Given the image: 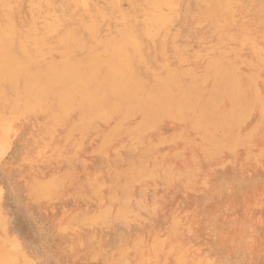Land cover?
<instances>
[{
	"label": "rangeland",
	"instance_id": "rangeland-1",
	"mask_svg": "<svg viewBox=\"0 0 264 264\" xmlns=\"http://www.w3.org/2000/svg\"><path fill=\"white\" fill-rule=\"evenodd\" d=\"M18 1H20L19 4ZM28 1L17 0L16 5L19 10L15 13L21 18L23 14H26V8L29 7ZM64 2L72 5L75 16L83 14L86 19L94 17L98 20L102 19L101 14L109 15L112 18L109 16L106 18V15L104 19L109 20L107 24L110 27L115 25L111 29H117L123 25V18L119 12L123 14L134 6V0H82L81 2L80 0H64ZM167 2L175 6V9L171 8ZM82 4L86 6L83 9ZM165 7L168 8L167 10L171 8L170 14L171 11H173L172 14L177 13L169 19L174 25L172 29L182 34L179 37L167 36L163 39L162 37L152 39L148 41L150 44L156 41V45L152 44V47L144 43L141 55L145 60L139 58L141 55L138 57L136 53H132L134 51L125 52L127 57L124 59L131 60V65L141 73L140 79L147 81L148 84L156 81L157 78L155 80L150 71L161 75L162 67L164 69L176 68L181 72H183L181 69L187 67L190 70L189 67H191L193 72L190 70V73L200 74L204 71L202 67L204 69V66L214 56L221 57L222 55L223 58L226 57L225 64L228 65L231 60L227 69L231 72H239L238 76L237 74L235 76L241 77L240 85L243 88H249L248 76L244 73L256 71L257 78L254 77V83L257 85L253 84L252 93L255 90L256 94L259 92L258 96H252V93L246 95L249 97L251 95L252 101H255L254 96L258 99L263 98L260 101L263 108H260V103L256 99V105L253 103L255 106L251 108L253 111L250 110V113L247 111L246 114L241 113L246 116L243 121L244 117L241 118L242 123L239 121L240 124L238 123L236 127L232 126L234 128L231 127L230 130L226 126L225 130H229L227 132L222 129L218 132L208 130L211 134H204L206 130L203 132L201 126L198 128L202 132L193 127L194 123L191 120L195 116L193 118L191 113H186L190 108L186 110V107H183L185 110H180L182 114H178L181 116L178 122L170 121L167 116L161 122H157L158 119L154 114L151 115V118L152 116L156 118L157 123L154 122V118L148 120V123H154L153 130L155 131L145 133V142L149 145L145 144L143 148L145 150L141 151L147 154L148 149H153V145L157 144L158 147H155L153 152L151 150L152 153L147 157H143L145 154L141 152L142 159L147 160H143V164H146L143 167L147 170L152 168L155 175L160 174L157 175L158 179L161 178L159 181L156 177L155 179L149 178L148 181L143 179L144 181L137 182L131 187L133 190L130 188V203L133 206L134 216L133 218L129 216L121 222L112 218L118 211L119 203L102 200L108 195V190L101 189L99 192H102L101 199L84 186L88 175L93 177L95 186L100 188L109 182L108 175L111 176V180L114 178L118 183L124 184L125 177L128 175L125 174L130 165L127 163L121 166L115 165L116 157L119 155L127 159L132 158V161L136 159V153L133 152L136 151L135 148L133 151H131L132 147L131 149L129 147L130 151L123 149L129 145V142L125 136L118 137L116 129L114 130L115 117H112L114 120L110 118L106 124L98 122L95 124L96 127L90 125L89 129L84 128L86 134L84 132L81 134L86 139H80V133L70 132L68 124L54 132L42 135L43 128L41 129V126L36 124L42 122V117L39 119L35 116L36 122L32 115H25L24 118L27 117L25 119H16V122L13 121L11 126L9 125L12 133L5 132L6 143L1 142L5 145L0 144L2 152H0V239L4 241L2 251L7 258H13L15 264L24 262L30 264H138L140 255L137 260L136 250L145 257H149L157 242L166 238L182 249L187 257L186 264H264V116L261 117L264 112V61L259 64L257 61L259 54L255 55L259 52L264 55V0H167ZM167 10L166 12H169ZM221 16L224 18L222 19ZM111 20L117 23L113 22V24ZM217 21L218 24L224 23L226 34L233 37L218 39L217 34L214 36L213 31L219 26ZM20 26H25V18L22 19ZM75 28L78 29L76 25ZM249 29L256 35L251 36L255 45L250 47L248 43L234 42L236 38H246L243 32ZM242 30L243 32L240 33ZM166 33L167 31L164 35ZM223 34L220 32V36ZM53 41L52 46L59 50L58 40L54 38ZM57 44L59 47L56 46ZM185 45L190 48L188 52L186 51V55H183L182 59L185 58V61L180 62L182 60L179 61L178 55L185 52L183 50ZM16 47L17 44L14 45L13 53H15L14 50L17 51ZM257 48L259 52L253 50ZM211 49L212 51L208 53ZM18 51L15 55L21 56V51L20 53ZM81 51H74L76 53L72 56L78 65L80 62L84 64V58L86 57L87 61L89 57ZM189 52L200 54L190 56ZM205 53L211 58L206 59ZM91 54L93 51L90 52L91 58L88 61L91 63L93 60L92 64L97 72L99 71L97 70L99 69L97 68L98 63L100 68V65H108L100 70L112 69L118 64H115L117 57L116 59L107 57V60L102 58L106 63L101 61L103 63L101 64L100 60L95 59ZM188 55L193 58H189ZM251 55L252 58L247 63L246 60ZM254 58L257 60L255 61ZM186 61L189 63L187 64ZM254 61L258 67L254 66ZM252 62L253 66H248ZM83 64H80L82 68H84ZM78 65L74 66L81 69ZM100 75L99 73L97 82H103L107 77L103 78V75L102 77ZM185 77L183 79H186ZM198 77L197 75L193 79ZM92 80L96 82V78ZM206 80L204 83V79V84L201 86L204 89H208L214 81L212 77ZM175 85H173L175 88L173 93L177 91L180 94L183 91L179 87L181 84ZM188 92L193 95L192 92ZM221 104L220 109L227 107L225 101ZM132 105L129 104V108ZM141 115H143L142 112ZM141 115L140 113L133 115L134 117L127 120L123 127L131 129L138 126L142 120L147 119L146 114ZM161 116L162 114L158 115V118ZM31 117H33L32 120ZM74 118L77 120V117H72L73 120ZM260 119L262 120L259 122ZM257 123L261 126L257 127ZM251 130V136H249L252 137V141L247 142L249 138L243 140ZM43 136L45 137L42 138ZM38 138L40 142L45 140L44 145L43 141L41 143L36 141ZM76 142L77 145H75ZM151 144L153 145L150 146ZM238 144L244 145L239 146ZM41 145L46 148H42ZM37 146L39 148H36ZM147 146L149 148L146 150ZM40 147L44 150H39ZM218 151L219 153H216ZM154 165H156V170L153 168ZM165 165L166 170L162 168ZM168 170L173 173L168 176L170 182L165 180L167 177L165 178L164 173L162 175L163 171L166 174ZM178 175L182 178L188 175L189 178L185 176L186 178L182 180L174 181L173 178ZM55 181L59 182L58 188L53 187ZM45 184L51 186L49 194L42 192ZM133 199L135 203H139L134 204ZM101 209L107 210L108 220L93 222L90 225L84 224L85 216L99 215L103 213ZM166 256V253L165 256L157 255L156 258L152 257V260H147L142 264H173L171 257Z\"/></svg>",
	"mask_w": 264,
	"mask_h": 264
},
{
	"label": "bare ground",
	"instance_id": "bare-ground-1",
	"mask_svg": "<svg viewBox=\"0 0 264 264\" xmlns=\"http://www.w3.org/2000/svg\"><path fill=\"white\" fill-rule=\"evenodd\" d=\"M81 1L82 0H80V2ZM166 1L167 0H134V6L132 7V9H130L129 11L123 14L121 11H120L121 13L119 12V14L123 18V23H122L123 25L121 27H118L117 29H111L113 25L110 27V25L107 24L109 20L106 19L108 18L109 15L106 14L107 16L105 15L106 18L104 19L105 17L104 14H101L102 19L100 18L98 20H95L94 17L93 19H86L84 18L85 16H83V14H77V16H75L73 13L75 11H72V5L70 3L64 2V0H29L28 1L29 7L27 9L26 7L28 5H26L25 7L26 14H23V18H21L19 15L16 14L18 13L19 10L18 5H16L17 0H0V144L3 145L4 143L1 142H5L6 140L5 137L7 135L4 137L6 131L7 133H12V131L10 132L12 128L9 130L10 128L9 125L11 126V123H13V121H15L18 118H23V119L27 118V117L24 118L25 115L34 116V118L31 117V120L33 118L35 122L37 120L35 116L38 118L42 117L41 119L42 122L36 123L39 126H41V129L43 128L41 130L43 131L42 135L44 134L46 135L47 133L54 132L58 130L61 126L68 124L69 125L68 130L70 132L75 131L76 133H80L81 136L80 139H86L83 136V134H81L83 132L84 134H86L85 129L87 128L89 129L91 126L96 127L97 125L95 124H97L98 122H100L101 124H106L107 121H110V118L114 120V118L112 117H115L116 127H114V130L116 129L115 131L117 132L118 137L125 136L129 142V145L123 147V149L129 150V147L130 149L132 147L131 151L136 149V151L133 152L136 153L135 156L137 160L134 159L135 161H132L133 160L132 158L127 159L125 157H120L119 155L116 157L115 165L121 166L124 163L130 165V168L126 171L125 174L128 175L127 177H125L126 181L124 182V184L118 183L116 180H114V178L113 180H111V176L108 175L107 177L109 178V182H107L106 184L101 186L102 188H100L95 186L93 177L91 175H88L84 183V186L90 189L95 195L100 196L101 199H102L101 197L102 192L99 193L101 189L103 190L104 188L108 190V195H106L105 198L103 197L102 200L103 201L107 200L109 203H114V202L119 203L118 211L112 218L120 222L124 221L129 216H132V218L134 216L132 214L133 206L130 203L131 201L130 188L133 185H136L137 182L139 183L140 181H144L143 179L148 181L149 178L155 179L156 177L157 178L156 180L159 181L161 178L159 177L158 179L157 177L158 173L157 175H155L154 174L155 171H152V168L147 170L146 168L143 167L146 164H143L144 162L143 160L145 159L144 158L142 159L141 152L145 154L146 152H143L145 150L143 148L146 146L145 144L149 145L148 142L147 143L145 142L146 139L144 138V136L145 133H149L150 131L153 133V131H155L153 130L154 123L149 124L148 120L154 118V122H156L155 119L157 118L158 119L157 122H161V120L163 118L165 119L167 116V119L170 118V121L178 122L180 121L179 117L181 118V116H178V114L180 115L182 114V112L180 113V110L184 111L185 109L188 110L187 108H190L188 111H186V113L187 112L191 113L193 115L192 116L193 118L195 116L194 119L190 117L191 119H193L191 120V122L194 123L192 124L193 127L196 130H199L200 128L199 126H201L202 131L206 130L205 132L203 131L204 134L205 133L211 134L208 132V130L210 131L212 129L211 131L218 132L220 131V129L224 131L226 126H228L227 128H229V130L232 126L236 127L238 123L240 124L241 118L245 116V115L243 116L242 114L244 112H245L244 114H246L247 111H249L248 113H250V110L253 111L252 109L256 105V103L257 102L260 103V101H262L263 99V98H259L260 99L259 100L258 98H256V96H254L255 101H252L250 98L251 95L250 97L249 95H246L247 93L249 94L252 93V87H254L253 84H255L254 77L257 78L256 71H248L244 73L246 76H248L247 80H248L249 88H243L240 85L241 77H237L239 72L236 71L237 73H235L234 71L231 72L230 70H228L227 68L231 64V60L229 61L228 65L225 64L224 61L226 57L223 58L224 56L222 55L221 57L219 55L216 57L214 56L215 58L213 57L211 61L207 63V65L205 66L203 64V66L205 67L204 69L202 67V70H204L203 75H202L203 72H201L200 74L190 73L189 72L190 70L191 72H193L191 67H189L190 70L187 67H186L187 69L185 68L186 70L184 68L181 69L183 72L187 71L184 73L177 70L176 68L164 69V67H162L163 69H160L161 75H158V72L150 71V74L154 76L155 80L157 78L156 81L148 84L147 81H143L140 79L141 73H139L135 69V67L131 65L130 63L131 60H129V58L128 59L126 58V60L124 59L125 57H127L125 52L131 53V51H134L132 53H136L137 56L138 55L140 56L142 54L141 52L143 51L144 43H148V41H151L152 39H156L158 37H162L163 39L166 38L167 36L179 37L182 34L181 32L172 29L174 28V25L172 20H170L169 18L173 14L175 15L177 13L172 14L173 11H171L170 14L171 8H174L175 6L173 7L170 2H167V4H170L171 6V8L167 10L168 8L165 7ZM19 2L20 1H18V4ZM75 5L80 6L77 4ZM82 6H83L82 9L86 7L85 4H82ZM166 10L169 12H166ZM96 16L98 17V14ZM24 18H25V26L21 27L20 24L22 22V19ZM109 18L112 17L109 16ZM221 18L223 19L224 17L221 16ZM113 22L117 23V21L116 22L112 21V23ZM216 23L218 24V21ZM75 25L78 27V29L75 28ZM218 25L219 26L213 31L214 36L217 34L216 36L217 38L219 37L218 39H221L222 37L225 38L233 37L226 34L224 23ZM166 31L167 33L164 35ZM220 32H223L224 34L220 36ZM242 32L243 30L240 33ZM243 33H244L243 36L245 35L247 39L246 38L240 39L242 38L240 37L234 39V42H237L238 44L248 43V46L251 47L255 43L253 37L251 38L254 32L251 33L249 29ZM257 36L260 35L257 34ZM54 38H56L58 40V44H60L59 50H56V47L52 46L54 45V41H53ZM260 42H262V40ZM151 43L153 45H156L155 44L156 41H152ZM15 44H17L16 47L17 51L19 49L18 53H20L21 51L22 53L21 56L15 55L17 52L16 50H14L15 53H13ZM58 44L56 46H58ZM148 44L151 47L153 46L150 43ZM189 48L190 47L189 46L187 47V45L183 47V50L185 52H181V54L178 55L180 57L178 58L179 61L182 60L180 62L185 61L184 60L185 58L184 59L182 58ZM236 48L238 49V46ZM83 49H87L86 51L87 54L89 53V55H87L86 51ZM88 49L90 51H88ZM78 50L80 51L82 50L84 52V55L89 56L87 61L85 59L86 57L84 58L83 60L85 61L84 64L80 62V64H83L84 68H82L80 64L78 65V63H76L72 59L73 58L72 56ZM253 50L257 51L258 48ZM74 51L76 52L74 53ZM91 51H93V54L91 55H94L95 59H99L100 63L101 61L103 62L104 58H106L107 60L109 57L111 59L114 58L116 59L117 57L118 59L117 62H115V64L118 63L117 66H115L114 68H112L113 67L112 66L111 67L112 69H109L107 67L108 69H103V70L100 69H102L105 66H108L107 64H105L106 62H103L105 65H100L101 66L100 68L98 67L99 63L97 62V60L96 61L94 60V62L98 63L96 64H97V68L99 69L97 68L96 69L101 72L102 71L104 72L103 74V72L101 73L98 71L101 74L100 77H102V75L103 78L104 76H107L103 82L102 81L97 82V79L99 78L98 76L99 73L94 70L95 66L92 64L93 60L91 63L89 62L90 61L89 59L91 58L90 56ZM210 51H212V49L208 50V53H210ZM190 53L192 52L188 53L190 56L200 54L198 52L197 54L196 53L194 54V52L192 54ZM206 54L207 53H205L206 59L211 58L209 56L207 57ZM258 54H259V58L257 59L259 60H257L256 58H254V60L259 61L258 63L260 64V62L264 61V55L260 54V52L255 55L258 56ZM252 55L250 56V58H247L248 59L246 60L248 61L247 63H249V60L252 58ZM190 56L189 58H193ZM139 58L144 59L142 55ZM231 58H233V56ZM124 60L126 62H124ZM255 61H254V66L258 67L257 65H255L256 64ZM112 63L114 65V62ZM73 64L76 65V67L77 65L80 66L81 69L79 67L76 68ZM251 65L253 66V62L251 64H248V66ZM74 67L77 69L76 71ZM185 73L186 75H184ZM236 74L237 76H235ZM183 75L186 76L185 77L186 79H183L184 77ZM191 75L193 77H196L198 75L199 77L197 79L196 78L193 79V77H190ZM93 76H95L96 82L92 80L93 81L92 83L91 79H95L92 78ZM205 77L208 78L212 77V80H214L213 84L211 82L212 85H210L208 89H204L203 87H201L203 86L202 84L206 83L207 81L206 79H208ZM180 79L182 81H180ZM89 81H91L90 85H89ZM176 82L178 83V85L181 84L179 87L183 89L182 92L184 93L181 92L179 94V92L177 91L175 93L179 95L173 93L175 89L173 85L176 84L175 86H177ZM96 83H98L99 85L97 86ZM91 84H95V85L93 86ZM256 89L258 88L256 87ZM179 91L181 90L179 89ZM188 91L192 92L193 95H190L191 93H189ZM185 93L187 94L186 96ZM258 93L256 94L254 90L252 96L253 95L258 96ZM222 101H225L227 103V107L226 108L224 107L225 109L219 108ZM132 103L135 104L132 105ZM253 103H255L254 106ZM129 104L132 105L130 106V108H129ZM259 106L260 108L261 107L263 108V106H261V103ZM183 107L186 108L183 110ZM141 112L143 113V115H141ZM139 113L141 116H145L146 114L147 119L144 121L142 120L139 123V125L134 128L125 129L123 127L125 122L127 120L132 119V117H134L133 115L136 116V114ZM153 114L156 118L154 116H152V118L150 117ZM161 114H162L161 116L162 118L161 117L158 118V115ZM163 114L165 116H163ZM262 114L263 115H261V117L264 116V112ZM72 117H77L78 121L75 120V118L73 120ZM245 117L242 118V121L245 120ZM172 118L175 120H173ZM142 119L144 118L142 117ZM261 120L262 119H260L259 122ZM218 125L219 126L221 125V127H219ZM256 126L260 127L261 125L259 126L257 123ZM252 130L249 131V134L247 133L248 135L246 134L243 140L245 139L248 140L249 138V141L247 140L246 141L250 142L252 138V137L250 138L251 136L250 133L252 132ZM202 131L199 130V132ZM227 131L225 130V132ZM118 132L120 134L121 133L123 134L119 135ZM254 132L256 133L257 131ZM254 132L253 134H255ZM39 133L41 134V132ZM44 137L45 136H43L42 138ZM38 140L39 138L36 140L39 143L40 141ZM42 141H43L42 144L44 145L45 140ZM149 142L151 143V141ZM242 142H238V143L240 144ZM43 145H41L42 148L44 147ZM75 145H77V142L75 143ZM152 145L153 144H151L150 146ZM156 145L155 146L153 145V149L155 147H158ZM6 146L8 149V145ZM38 146L40 145L38 144ZM38 146L36 148H39ZM42 148L39 150H42ZM148 148L149 147L147 146L146 150ZM153 149H151L152 152ZM118 150L119 149H117V151ZM151 150L148 149L147 152L149 153L147 154L149 155L145 154L146 156L143 155V157L150 156V154L152 153ZM216 153H219V151ZM23 156H25V154ZM257 156L256 158H258ZM166 167H167L166 165L164 167L162 166V168H165V170L167 169ZM153 168H155L156 170V165H154ZM159 168L161 169V167ZM164 171L162 172V175L164 173V176L166 175L165 178L167 177V179L165 180L169 181L168 176H170L173 173H171V171L168 170L167 173L169 171L170 172L169 175H167V173L165 174ZM181 175L175 176L173 178L174 181L182 180L186 176L185 175L182 178ZM169 179L171 178L169 177ZM45 185L46 186H43L42 192L49 194L51 192L50 189L51 186L48 184ZM53 187L58 188L59 182L55 181ZM131 190L133 189L131 188ZM133 202L134 204L139 203L138 200L136 201L138 203H135L134 199ZM129 204L131 206H129ZM101 211L103 213L99 215L85 216L84 224L90 225V223L93 222L108 220L109 217L106 214L107 210L101 209ZM174 231L175 230L173 229V232ZM3 244H4L3 239H0V264H15L13 258H7L4 251H2L4 246ZM151 253L152 256L150 255L149 257H145L144 255L139 253V251L136 250L137 260L139 258L138 255H140L138 264L139 263L142 264L150 259L152 260V257L156 258L157 255L165 256V253L167 256L171 257V259L173 260V264L187 263V257L185 253L182 251V249L177 244L171 243L168 238L162 241H158ZM136 259H135V263L137 261ZM200 262L202 263V261ZM23 264H30V263L24 262Z\"/></svg>",
	"mask_w": 264,
	"mask_h": 264
}]
</instances>
